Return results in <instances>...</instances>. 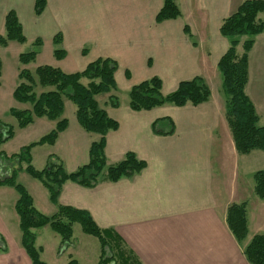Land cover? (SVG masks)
<instances>
[{"label": "crops", "instance_id": "0c3cea01", "mask_svg": "<svg viewBox=\"0 0 264 264\" xmlns=\"http://www.w3.org/2000/svg\"><path fill=\"white\" fill-rule=\"evenodd\" d=\"M45 1L42 14L36 16L35 0H0V35L4 33L5 16L12 11L22 26L25 43L41 41L36 59L44 45L52 46L53 51L56 47L65 51L62 60H55L66 64V74L81 72L99 58L114 60L116 89L95 97L99 108L118 124L105 136L106 164L115 165L132 153L145 168L131 178L102 182L93 188L65 182L54 205L46 188L25 172L27 164L22 163L16 182L31 196L34 208L47 217L53 216L58 206L86 211L99 229L112 230L141 264H249L244 248L253 236H264V201L253 192V175L264 170V152L241 155L236 151L225 119V96L217 69L229 47L228 39L219 33L220 24L247 0H175L181 16L159 24L155 17L163 0ZM185 26L190 36L184 32ZM57 34L62 42L54 46ZM246 39L241 37L240 45ZM14 43L0 47V55ZM72 62L75 64L67 66ZM2 65L0 60V88ZM153 77L160 79L163 95L173 92L180 82L201 77L210 99L198 106L131 110L130 89ZM81 83L85 86L88 81L82 79ZM245 93L263 123L264 34L254 38L248 53ZM111 96L117 97V108L110 107ZM16 104L19 110L31 109ZM63 104L61 118L67 121L66 129L53 145L30 150V165L36 170L59 161L66 173H72L88 163L89 147L99 139L79 126L71 101L64 99ZM10 109L0 113V121L6 125ZM161 119L172 121V134L154 133L152 125ZM56 123L36 118L20 129L16 122L17 129L10 126L13 137L0 145V152L8 156L18 153L54 130ZM169 129L165 123L161 130ZM18 132L21 141L33 140L6 152L4 146L15 140ZM37 148L36 162L33 152ZM35 163L41 168H35ZM17 199L13 188L0 186V238L4 248L0 250V264H31L21 245L14 209ZM241 203L246 205L248 235L238 242L227 226L226 215L230 205ZM46 228L51 230L49 225L32 230L34 247L44 263V249L37 243ZM54 234L59 238L54 240L61 244L60 236Z\"/></svg>", "mask_w": 264, "mask_h": 264}, {"label": "trees", "instance_id": "16d2710c", "mask_svg": "<svg viewBox=\"0 0 264 264\" xmlns=\"http://www.w3.org/2000/svg\"><path fill=\"white\" fill-rule=\"evenodd\" d=\"M45 6V0H35L34 14L36 16L42 14ZM180 16L181 12L175 0H163L155 22L159 24L176 20ZM184 32L190 36L187 26L184 27ZM219 33L229 41V47L220 58L217 69L221 75L222 91L225 96V119L234 147L241 155L252 151L264 152V122L260 123V118L245 93L248 81V53L253 46L254 38L264 34V1L243 2L232 15L221 22ZM241 37L247 39L240 45ZM10 42L18 44L26 42L22 26L12 11L5 16L0 47H6ZM61 42V35L57 34L53 38L54 46H59ZM33 45L37 50L41 46V41L36 40ZM36 50L20 54L19 64L26 66L33 63L37 56ZM82 54L85 55V51H82ZM65 55V51L60 48L56 47L53 51L56 60H62ZM116 69L117 64L114 60L99 58L89 63L83 71L72 74H66L51 66H39L33 74L24 69L19 71V84L12 96L18 103L29 104L31 109L11 108L8 111L16 120L18 128H26L36 118L57 121L54 130L37 142L22 148L18 153L8 156L0 152V186L11 187L18 195L14 209L19 219L21 245L31 264H46L40 260L39 253L34 247L32 230L49 225L51 230L60 236L61 245L67 246L72 237L73 224H78L84 234L98 240L100 255L97 264H141L112 230L99 229L86 211L58 206L56 213L47 217L34 208L31 196L16 182L17 172L22 169V163H26L25 172L46 188L49 201L55 205L65 182L93 188L102 182L113 183L122 178H131L145 168V163L132 153H127L115 165L106 164L105 136L108 132L116 130L118 124L99 108L95 97L116 89L114 81ZM82 79L87 80L88 84L84 86L81 83ZM161 85L160 79L153 77L133 86L128 93L129 108L133 111H149L164 105L198 106L210 99L209 88L201 77L180 82L176 89L167 95L161 93ZM64 99L71 101L76 107L75 117L79 126L86 133L98 135L99 139L89 147L88 163L72 173H66L59 161H50L44 169L36 170L30 165V150L35 146L53 145L58 135L67 127V121L61 118ZM108 101L112 108L119 106L115 96L109 97ZM165 123L171 127L167 132L161 130ZM152 129L155 134L170 135L174 127L171 120L161 119L153 123ZM12 137V128L0 121V145ZM253 182L254 195L264 201V170L254 173ZM226 223L238 242L246 239L248 226L245 203L232 204L228 207ZM3 249L0 238V250ZM243 254L249 264H264V236H253L244 248ZM67 264L79 263L70 259Z\"/></svg>", "mask_w": 264, "mask_h": 264}, {"label": "rangeland", "instance_id": "374dc122", "mask_svg": "<svg viewBox=\"0 0 264 264\" xmlns=\"http://www.w3.org/2000/svg\"><path fill=\"white\" fill-rule=\"evenodd\" d=\"M33 50H36V48L31 42L25 43L24 45L14 43L7 53L0 55V60H2L3 64L1 80L2 86L0 88V113L6 112V110L9 108L19 110L12 96L13 90L19 84V80L16 76L19 70L24 69L33 74L35 69L39 66H51L58 69L60 68L61 71L65 72L64 68L66 64L56 63V60L53 57L52 46L47 45H44L41 48L40 54L35 62L21 67L18 62V56L22 53H27ZM36 51L38 54L39 49ZM73 63L74 62L68 63L67 66H70ZM37 92H39V90ZM26 105L27 107H30L29 104ZM6 122L9 124V126L17 129V127H15L16 120L9 114L6 116ZM20 133L21 132H18V136L15 138V140L7 142L6 146H4L6 152H11L13 148H17L19 143L24 141L30 142L29 140H33L25 139L21 141L22 134L20 135ZM30 138H33V136H30ZM38 151L40 150L37 148L33 152L36 162L38 160L36 157L39 153ZM34 166L35 168H41L37 163H35ZM72 231L73 236L70 243L67 246H62L59 240H57L59 242L54 240V237H56V239L59 238H57V236L51 232L49 228L41 230L37 243L44 249L41 259L49 264H66L70 258L78 260L80 264H95V260L98 262L100 255V244L98 240L92 236L84 234L78 224L73 226ZM54 244H56L55 247Z\"/></svg>", "mask_w": 264, "mask_h": 264}]
</instances>
